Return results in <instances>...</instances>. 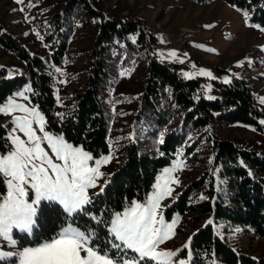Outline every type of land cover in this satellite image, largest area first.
<instances>
[{"label": "trees", "instance_id": "1", "mask_svg": "<svg viewBox=\"0 0 264 264\" xmlns=\"http://www.w3.org/2000/svg\"><path fill=\"white\" fill-rule=\"evenodd\" d=\"M209 3L215 0H197ZM249 14V22L264 27V0H222ZM76 6H81L89 16L99 20L97 44L106 46L102 56L105 59L92 67L86 75L82 91L72 109L62 110L57 105L53 76L45 72V64L39 56H33L22 43L0 24V47L6 53L26 63V75L7 77V71L0 69V103L15 91L31 84V99L48 121L47 129L54 134H63L65 139L82 145L93 156L109 153V106L114 68L106 58L116 41L126 42L127 37L136 35L138 21L124 22L120 19H106L103 14L92 9L88 0H71L67 12L73 14ZM71 17V16H70ZM69 21V20H68ZM69 36L63 34L58 49L52 55L56 65H62L68 50ZM137 42L144 43L143 34ZM149 49H155L157 38H149ZM129 43V42H128ZM115 75V74H114ZM200 80H185L178 74V66L160 63L149 55L147 77L137 123L146 128L145 140L141 145L126 146L127 158L110 178L104 191L93 197L90 215L108 218L112 212L122 211L125 204L135 199L142 201L152 190L157 175L170 166L179 150L186 147L191 134L207 132L211 141L210 150L214 164L219 168V177L224 181V192L213 200L214 190L206 191L211 200L191 204L195 190L205 186L206 177L192 183L170 206L168 217L200 213L211 215L214 222H224L241 226L254 237L264 239V152L248 151L228 140L215 136L213 128H224L234 124L253 127L264 135V127L258 120L264 112L255 105L251 87L245 80L234 79L230 84L215 82L216 99H206L200 90ZM58 114H63L58 115ZM178 121V125L169 126ZM164 133V143H159L160 133ZM7 130L0 127V137ZM201 137L186 147L185 157L197 149ZM9 145L0 139V151ZM163 153V155H161ZM241 161L243 163H241ZM213 188L214 183H209ZM5 191L0 183V194ZM67 217L63 210L54 204H42L37 215V227L31 237L16 234L22 247L38 244L54 236L63 226ZM75 226L82 229L92 227L102 244L107 238V226H96L88 216L77 218ZM192 264H264V259H255L233 249L226 237H220L213 225H204L191 236ZM214 253V255H213ZM187 252H182L183 258Z\"/></svg>", "mask_w": 264, "mask_h": 264}, {"label": "rangeland", "instance_id": "2", "mask_svg": "<svg viewBox=\"0 0 264 264\" xmlns=\"http://www.w3.org/2000/svg\"><path fill=\"white\" fill-rule=\"evenodd\" d=\"M70 1L24 0L18 4L16 0H0V24L5 26L7 32L17 38L31 55L42 58L45 72L54 78L57 105L63 111L75 106L86 75L100 59H105L102 54L106 46L97 44L100 19L87 15L81 6H76L73 14H69L66 10ZM88 1L92 9L102 13L106 19L140 23L136 35L128 36L126 42L116 41L109 50L112 55L106 56L115 74L108 101L109 152L111 150L114 159L102 167L103 172L113 175L127 158L126 146H142L141 143L145 140L146 128L137 123L136 116L146 84L149 55L155 56L160 63L178 66V74L185 80H200L199 91L206 99L208 96L216 99L215 82L230 84L234 79L245 80L251 87L255 105L264 112V103L261 102L264 100V31L247 26L251 24L249 18L246 21L244 16L247 11L239 10L222 0L209 3H199L197 0ZM205 25L214 27L206 28ZM63 34L69 36L68 50L62 65H56L52 55L58 49ZM140 34H143L145 41L142 44L137 42ZM152 36L157 38V43L155 49L150 50L149 38ZM173 51L177 55L169 56ZM56 68H60L63 75L57 73ZM0 69L7 71L8 78H14L26 75L27 66L25 62L0 47ZM201 70L210 72L211 77L201 75ZM186 73L191 74L193 78H187ZM226 78L231 82L225 83ZM29 87L31 88V84L27 83L8 98ZM31 93L32 91L26 92V95L31 98ZM15 98L19 103H29L20 97ZM7 100L0 104H6ZM31 104L34 105L32 99ZM11 119V116L0 115V126L7 125L5 129L10 130ZM261 120L264 118L258 120L259 125L264 127V124L260 123ZM177 125L178 121H175L169 128L173 129ZM213 129L215 136L220 140L234 142L244 150L264 152V135L253 127L234 124ZM199 137L201 141L196 151L186 158V147ZM209 138L208 132L206 135L202 131L191 134L186 147L179 150L171 165L166 167L171 168L178 161H182L184 165L182 170L174 173L179 185H173V198L163 202L168 205L164 210L165 220L177 218V225L174 238L162 245V248L180 249L194 231L206 225L209 219L213 220L211 215L200 213H174L171 217L166 214L168 208L192 183L204 177L205 186L193 192L191 204L205 202L212 197L215 200L214 195L224 192V181L219 177V168L214 164ZM142 150L145 151L143 146ZM162 171L157 175L155 183ZM112 175L108 178V183ZM211 181L214 183L213 188L209 185ZM99 183L104 184V180ZM210 189L214 190L212 197L206 193ZM152 191L153 187L148 194ZM93 193L99 194V188L89 191V195ZM201 195L207 199L201 200ZM213 226L216 233L220 237H226L233 249L240 254L264 259L263 238L254 237L241 226L224 222H214ZM16 238L20 242V238ZM19 247L22 248L20 243Z\"/></svg>", "mask_w": 264, "mask_h": 264}, {"label": "snow or ice", "instance_id": "3", "mask_svg": "<svg viewBox=\"0 0 264 264\" xmlns=\"http://www.w3.org/2000/svg\"><path fill=\"white\" fill-rule=\"evenodd\" d=\"M16 2L20 4L24 0ZM244 16L247 21L248 13ZM247 26L264 31L259 25ZM168 55L175 57L177 53ZM55 71L63 75L60 68ZM200 74L211 77L208 71L201 70ZM185 75L193 78L191 74ZM224 82L231 81L226 78ZM30 91V87L26 88L8 98L6 104H0V115L12 118L11 129L0 137L5 145H10L0 152V183L5 189L0 194V264H192L191 237L180 249L161 247L176 234L177 218L165 220L164 210L168 205L163 202L173 198V185H179L174 173L182 170L183 162L163 169L153 191L143 201L133 199L107 219L103 215H90L89 206L98 193L89 195V191L96 188L100 193L104 191L112 174L101 169L114 156L110 150L107 155L95 157L82 145L68 142L63 134L48 131L45 115L26 95ZM15 97L29 103H19ZM260 123L264 124V120ZM0 127L7 129V125ZM164 142L162 132L159 143ZM102 179L104 184L99 183ZM200 199L207 198L201 195ZM42 204L59 206L67 217L65 226L48 240L20 248L16 234L28 237L34 234ZM82 216H88L96 226H107V238L102 244L92 227L74 226ZM213 224L212 219L206 222V226ZM185 251L187 255L181 258L180 253Z\"/></svg>", "mask_w": 264, "mask_h": 264}]
</instances>
